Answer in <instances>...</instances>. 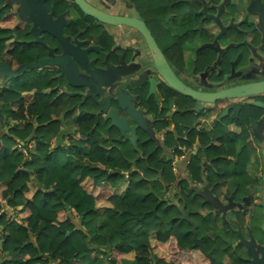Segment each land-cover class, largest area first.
<instances>
[{
    "label": "trees",
    "instance_id": "16d2710c",
    "mask_svg": "<svg viewBox=\"0 0 264 264\" xmlns=\"http://www.w3.org/2000/svg\"><path fill=\"white\" fill-rule=\"evenodd\" d=\"M46 4L56 15H68L71 5H75L72 0H47ZM78 10L80 15L69 30L74 28L76 35L93 34L95 18ZM201 18L206 19L203 10ZM30 36L18 13L0 0V62L15 71L25 63L48 57V49L39 42L36 46L23 47ZM13 38L15 47L7 51L6 43ZM218 58L219 53L212 52L208 63ZM225 58L222 66L230 68L234 57ZM58 84L55 72L38 68L28 69L14 77L9 86L0 87L5 116L25 124L24 129H16L2 123L0 116V185L6 184L0 199H6L15 210L10 215L0 203V264H74L76 261L108 264L103 258H91L92 252L103 249H109L114 256L110 255L109 264L127 261L118 258L117 253H134L135 264H183L179 258L169 262L160 258L151 239L165 244L173 238L174 252L180 251L177 256L181 257V250L198 248L196 222H186L183 218L181 190L173 200L157 196L150 187L154 179L169 186L181 180L173 170L171 159L165 161L164 156L173 148L180 155L179 148L192 146L197 137L191 134L186 139L179 121L177 133L163 135L164 139L159 140L141 130L135 144L130 139L119 140L121 134L117 128L103 122L96 111H86L78 129L81 138L68 145L65 138L71 139L72 131L67 120L81 96L68 93L60 96ZM158 116L162 122L157 127L166 129V111ZM246 117V112H242L239 123ZM7 124L10 127L6 131ZM102 132L112 139L110 148L103 145ZM32 133L36 134L34 150L29 147L33 140L25 143ZM206 142L201 140L202 144ZM190 171L199 178L204 172L201 161L193 159ZM127 172L129 185L125 195L119 196L115 189ZM87 179L91 180L89 187L84 185ZM33 183L37 185L36 191L31 188ZM92 186L100 188L97 194ZM194 200L188 199L189 207ZM98 201H108L111 205L97 213Z\"/></svg>",
    "mask_w": 264,
    "mask_h": 264
},
{
    "label": "flooded vegetation",
    "instance_id": "af4514ba",
    "mask_svg": "<svg viewBox=\"0 0 264 264\" xmlns=\"http://www.w3.org/2000/svg\"><path fill=\"white\" fill-rule=\"evenodd\" d=\"M87 1L107 13L143 20L175 74L193 89L217 92L264 80L253 78L258 76L254 75L255 70L257 71L254 66L240 67L244 52H241L235 69V57L230 68L222 66L225 57L232 56V47L237 48V44L245 40L239 38V41L236 39L238 34L231 33L227 37L231 45L222 46L219 42L227 31L236 28L228 29L218 38L221 27L214 17L226 0H173L175 4H169L171 0H125L132 10L129 15L115 13L110 9L120 3L118 0H107L104 6ZM243 4L248 8L249 0L228 1L221 15L225 26L237 24L245 18L251 21L250 17H246L245 11L240 9ZM255 4L253 0L249 10ZM10 5L22 19L20 8L13 3ZM228 6L234 7L235 14L240 9L245 15L237 22L225 24L223 15ZM78 8L76 4H72L68 15L64 14L69 21L65 34L71 36L73 42L84 41V49L95 48L87 54L89 66L80 67V80L88 82L93 86L90 88L101 94L97 100L102 101L107 108H119L117 100L113 98L119 94L122 99L128 100L127 104H134L135 109L142 112L145 126L137 128V136L141 130H145L153 138L175 134L177 123L181 121L184 137L188 139L191 134L197 137L192 146H182L186 148V153L182 155L180 190L183 218L186 222H196L198 248L181 250L182 263L264 264V92L243 98L219 99L212 103L196 100L179 92L163 79L155 67L154 56L146 37L136 27L114 25L95 19L93 34H73L75 30H69V26L80 15ZM202 10L206 13V19H200ZM235 14L231 15L230 12L229 16L234 18ZM54 15L59 16L55 12ZM21 21L31 31L33 24ZM254 23L251 21L252 27H255ZM214 27L218 29L217 32L213 30ZM253 34L255 33H250ZM250 35H247L250 41L257 39ZM42 37L49 46H45L48 51L50 48L54 50V56L63 54L57 39L48 34H43ZM216 37L218 40L214 44ZM37 42L31 34L24 44L28 47ZM215 51L219 53V58L209 64V55ZM188 53L192 56L190 62L187 60ZM93 60L96 61L93 63ZM51 71L56 73L59 81L57 90L60 96L64 93L79 95L81 101L78 104L89 100L88 104L96 106L93 98L88 99L84 95L89 87H73L57 68H51ZM84 76L86 80H83ZM152 79L158 82L159 99L154 93L150 95ZM199 85H203V88ZM237 106L239 113L235 116ZM227 108L229 111L224 115ZM163 111H166L167 126L160 130L157 126L162 118L158 115ZM242 112H246L247 117L240 124L238 120ZM120 113L129 120L130 125H137L127 111L120 110ZM99 118L111 124L107 115L101 114ZM234 136L237 137L235 140ZM202 139L207 142L202 144ZM172 150L177 152L173 148L170 149L171 153ZM256 152L260 153L261 166L257 162ZM193 159L200 160L204 169L199 178H195L190 171ZM189 198L195 199L191 207L188 206ZM220 240L224 241L225 246L219 244ZM215 248L222 251L221 258L214 254Z\"/></svg>",
    "mask_w": 264,
    "mask_h": 264
},
{
    "label": "water",
    "instance_id": "95a60500",
    "mask_svg": "<svg viewBox=\"0 0 264 264\" xmlns=\"http://www.w3.org/2000/svg\"><path fill=\"white\" fill-rule=\"evenodd\" d=\"M46 1L47 0H6L9 5L13 3L20 8L19 14L22 18L21 20L33 24V27L31 28L30 32L36 41L42 43V45L46 47H49L47 46V44L44 43L42 37L43 34H48L52 38L58 40L62 47L63 54L60 56H54V50L50 48L49 57L37 60L32 63H25L23 64V66L20 67L19 71L12 70L9 66L2 62H0V64H2L8 70V72L11 73L13 77L22 75L28 69H43L50 67L57 68L61 75L65 76L69 84L73 87H93L88 82L85 83L86 81L82 82L80 80V67L87 68L89 66L87 54L89 51L95 48L89 47L84 49V41L75 40L73 42L72 37L65 34L66 26L69 24V21L66 19V16L62 14L58 17H55L54 12H51L49 10ZM72 1L86 15H89L98 21L114 25H129L139 29L147 39L149 47L154 56L155 67L158 69L163 79L173 88L185 95L191 96L192 98L202 102L212 103L216 102L219 99L243 98L248 95L264 92V80L255 83L230 87L217 92H203L193 89L192 87L182 82L179 77L175 74L167 59L165 58L163 52L159 48L150 29L143 20L131 16H122L107 13L87 0ZM228 1L229 0H226L221 5L218 15L214 17L221 27V33L218 38H220L228 29L238 26V24L236 23L225 26L221 21V15ZM255 2L256 4L253 6L252 11L261 14L264 18V3L262 2V0H255ZM238 60L233 62V69H235ZM157 85L158 82L152 79L150 95L154 93L157 99H159L160 94L157 91ZM99 96H101V94L98 91L96 94H93V96H91L94 99L95 103L100 107V111L95 113L97 117H99L101 114L107 115V120L111 121V126L117 128L120 131L121 138L119 140H121L122 138H126L130 139L132 143L136 144L137 128L145 127L144 119L141 114L142 112L139 110L137 111L135 109L134 104H127L126 101L128 100L122 99L119 94L113 96V98L117 100L119 108H107L102 101L97 100ZM127 98H131V96H127ZM85 99H87V97H85ZM120 110L127 111L129 116L132 118L133 122H135L137 125H130L129 120L121 115ZM228 111L229 108L226 109L224 115ZM238 113L239 106H237L235 109V116H237ZM35 136L36 134L32 133V135L25 141V143L33 140ZM67 208L69 209L70 206L67 205Z\"/></svg>",
    "mask_w": 264,
    "mask_h": 264
},
{
    "label": "crops",
    "instance_id": "0c3cea01",
    "mask_svg": "<svg viewBox=\"0 0 264 264\" xmlns=\"http://www.w3.org/2000/svg\"><path fill=\"white\" fill-rule=\"evenodd\" d=\"M15 44H16V39L15 38L8 40L7 43H6V49H7V51L12 50L15 47ZM95 61L93 60V63ZM19 69H20V67L17 68L15 71H19ZM49 69L51 70V67ZM13 78L14 77L11 75V73H9L8 70L2 64H0V87L1 88H4L6 86H9L11 84ZM83 80H86V77L85 76L83 77ZM92 94H96V92H95V89L90 88V87L84 93L85 96H88V99H91L92 98L91 97ZM88 102H89V100H84L81 103H79L77 105V107L73 110L71 116L67 120L68 126L70 127V130L72 131V133H71V139L72 140L69 137H66L65 138V140L67 141L68 145L69 144H72L71 141H73V140H79L81 138V136H80V134L78 132V129H79V124H80V119L85 114V112L86 111H89V112H95L96 111V113H97V112L100 111V107L96 103H95L96 104V106H95L92 103H91V105L88 104ZM20 103H21V101H19L16 104V107H18ZM0 116L2 117V120H1L2 123L3 122L8 123L10 125H13L16 129H20V130L25 128V124H23L21 122L14 121V120H12V118H7L5 116V114H4V112L2 111L1 104H0ZM8 124H7V127L5 128L6 130H8L9 127H10V126H8ZM100 139H101V141H102V143H103V145L105 147H108V148L111 147L112 139L109 138L104 132H102V134H100ZM158 139L159 140H163L164 139V136H162V137H160ZM136 142H137V139H136ZM170 159L172 161V165H173L174 172L181 179V173H182L181 167H182V161L183 160L180 158V155L176 154L173 150H172V153H171L170 152V149H168L167 152H166V154H165V156H164V160L165 161H168ZM180 181L175 182V184H176L175 186H169V185H166L164 182H162L160 179H154V180L151 181V187H150V189L157 196H159L161 198H164V199L170 198V199H173L174 200L175 199V194L178 193V192H180V188H181L180 187ZM33 184L36 185L35 183H33ZM84 185L86 187L91 186V180L90 179H87L85 181ZM128 185H129V173L127 172L126 175H125V179L115 189V194H117L119 196H124L125 193H126V191H127ZM0 186L2 187V189H5L6 188V184H1ZM174 188L177 189V191H175ZM37 189L38 188H37V185H36L35 188H33L32 190L33 191H36ZM92 189H93L94 194H97L99 192V190H100V188L98 186H92ZM110 205L111 204L108 201H98L97 202L96 212L97 213H102L104 211V209L106 207L110 206ZM151 240H152V246H153V248H155V246H154L155 243L162 244V243H160L159 241H157L154 238L151 239ZM157 247H160V245L157 246ZM169 249L167 250V252H166V250H164V249L163 250L167 253L168 256L174 257V259L175 258L181 259L180 257L177 256V254L180 251L177 252V253H175L174 252V247L173 248L171 247ZM108 250L105 251L103 249L102 252H98V251L92 252V254H91L92 260L101 259V258L106 259L108 257V260L106 262H108V264L111 263L110 262L111 257H114V256H113L112 253L110 254V252H108ZM110 255H111V257H110ZM168 256L167 257L165 256V258H168ZM117 257L118 258L119 257L126 258L127 261H125L124 264H130V262H132V260L135 258V254L134 253H129V254L117 253ZM160 258H162V257H160ZM114 259H116V258H114ZM174 259H172V260H174ZM74 264H84V263L83 262H80V261H76V262H74Z\"/></svg>",
    "mask_w": 264,
    "mask_h": 264
},
{
    "label": "rangeland",
    "instance_id": "374dc122",
    "mask_svg": "<svg viewBox=\"0 0 264 264\" xmlns=\"http://www.w3.org/2000/svg\"><path fill=\"white\" fill-rule=\"evenodd\" d=\"M3 1H4V4L7 5L6 0H3ZM90 1H92L94 4H97V5H103V4H105V2H107V0H90ZM118 1L120 3H116L115 5L110 7V9L113 12L119 13V14H126V15L131 14V11H132L131 7L126 3V1L125 0H118ZM210 1L212 2V0H209V2ZM252 3H253V0H249L248 8L245 6V4H243V6L240 7V9L243 12L245 11V14H247L246 17H250V20L252 21V23H254L253 19H255V21L257 22L258 25L256 23H254L255 27H253L254 29H256V31H254L255 34L250 35V33L253 32V29H252L253 25L251 26V21H248L247 18H245L242 21H239V19H241L245 14L242 13L240 11V9H237L238 12H237V14H235L236 10L234 9V7L231 9V6H229L230 10L227 8V10L224 12V15H223L224 23L228 24V23H230V21H236V22L239 21V23H237V24H241V25L239 27L230 29V31H227L228 32L227 36L220 38L219 42H220V44L222 46L231 45L230 41H227L228 40L227 37H229V35L231 33H237L239 37L237 36L236 39L239 40V41L242 38H245V40H244L245 43L242 41L241 43L237 44V46H236L237 48L232 47V49L230 50L231 53H232L231 57H235L236 58L235 61H236V60H238L239 56L242 54L241 52H244L243 53V59H242V61L240 63V67L244 66L246 68H253V66H254L255 67L254 69L257 68V71L255 70L254 75L257 74L258 76H254L253 78H255V79H264V19H263V16L261 14L256 13V12H252V9L249 10V7L251 6ZM263 3H264V0H263ZM230 11H231V15L235 14V15H233L234 18H231L229 16ZM209 20H211V19H209ZM214 28L216 29V27H214ZM214 28H213V30L215 32H217L218 29L215 30ZM244 30L248 31V33L244 32ZM247 35H250V36H253V37H258V38H259V35H261V37H260L259 41H257L256 39L253 40V41H250L249 37ZM217 37H216V40H217ZM239 38H241V39H239ZM216 40H215L214 44H216ZM26 46H27L26 44H23V47H26ZM46 55L48 57L50 56V54H48V53ZM187 56H188L187 60H188V62H190L191 59H192V56H191L190 53H188ZM260 56H262V57H260ZM36 69H38V68H36ZM199 86H202V88H203V85H199ZM17 147H19V146H17ZM29 147L34 150V148H35L34 140L29 144ZM255 155H256V159H257V162H258L259 166H261V161L262 160H261L260 153L256 152ZM35 186L36 185L32 184L31 185L32 189L35 188ZM2 190L3 189L0 186V192H2ZM62 216L65 217V214H62ZM201 236H202V234H201ZM174 243L175 242H174V240L172 238L169 240V242H167L165 244H163V243L162 244L155 243V245H154L155 246V248H154L155 254H157L158 256L162 257V259H166L167 262L172 261V259H174V257L168 256L166 252H167V250L169 248H171V247L173 248L174 247ZM219 244H221L222 246L223 245L225 246V243H224L223 240H220ZM159 245H160V247H157ZM163 249L166 250V252ZM214 254L217 257H219V258L222 257V251L220 250V248H215L214 249ZM165 256L166 257L168 256V258H165ZM104 260L107 261L108 257L106 259H104ZM130 264H135V263L132 261V262H130Z\"/></svg>",
    "mask_w": 264,
    "mask_h": 264
},
{
    "label": "built area",
    "instance_id": "2783aa9c",
    "mask_svg": "<svg viewBox=\"0 0 264 264\" xmlns=\"http://www.w3.org/2000/svg\"><path fill=\"white\" fill-rule=\"evenodd\" d=\"M180 151H181V154H180V158L182 159L183 158V154L186 153V148H182L180 147L179 148ZM0 203L2 204V206L5 208V210H7L9 212L10 215H14L15 213V210L14 208L10 207L8 204H7V200L6 199H1L0 200Z\"/></svg>",
    "mask_w": 264,
    "mask_h": 264
}]
</instances>
